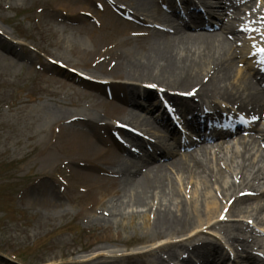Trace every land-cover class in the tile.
<instances>
[{"label":"bare ground","instance_id":"1","mask_svg":"<svg viewBox=\"0 0 264 264\" xmlns=\"http://www.w3.org/2000/svg\"><path fill=\"white\" fill-rule=\"evenodd\" d=\"M55 3L39 15L43 24L59 27L46 35L55 52L43 50L69 71L46 68L51 75L44 83L57 89L44 90L63 98L46 113L40 154L45 150L43 165L60 174L68 170L66 176L84 192L69 202L89 225L99 226L80 248L94 251L82 264H264V252L257 251L264 249L263 233L242 222L222 225L223 217L235 215L264 224V112L258 93L264 83V0ZM60 31L83 38L70 41ZM246 60L236 72L237 62ZM146 85L156 89L152 102ZM170 107L196 134H245L236 143V135L219 141L226 144L222 159L203 160L199 153L196 159L185 150L197 142L179 136ZM237 116L243 125L234 123ZM156 121L172 131V140L154 130ZM43 191L45 206L62 205L53 190L45 185ZM127 223L142 234L124 238ZM209 228L223 234L229 251L218 250L224 247L220 240L201 236ZM232 231H250L254 238ZM102 241L125 244L126 256L108 251L111 262H96L106 256Z\"/></svg>","mask_w":264,"mask_h":264},{"label":"rangeland","instance_id":"2","mask_svg":"<svg viewBox=\"0 0 264 264\" xmlns=\"http://www.w3.org/2000/svg\"><path fill=\"white\" fill-rule=\"evenodd\" d=\"M55 5V0H0V264H82L86 257L94 253L80 251V248L92 240L90 234L97 232L94 230L99 226L89 225L87 220L77 215L79 207L69 202V197L82 195L83 190L73 178L66 176L67 169L60 174L54 171L52 165H43L45 150L40 154L47 140L44 132L48 128L46 113H52L55 106H59L57 102L63 98L61 95L50 96L44 90L49 87L44 80L51 75L46 68L69 71L64 64L48 59L43 50L50 48L55 52L54 47L48 46L46 35L50 33L49 29L55 31L59 27L53 23L48 26L43 24L39 15L49 13ZM118 5L126 8L121 3ZM142 19L150 21L145 16ZM59 35L61 38L66 36L70 41L83 38L71 32L63 34L60 31ZM251 36L256 40L258 38L257 33ZM246 63L247 60L237 62L236 72L243 70ZM71 73L77 74L75 71ZM92 82L105 84L98 79ZM143 88L152 102L156 89L151 85ZM237 132L240 133L236 141L242 137V132ZM238 147L242 153L243 147ZM49 154L57 155L52 150ZM45 185L54 191L56 196L50 195L57 198L61 206L53 209L44 205ZM60 211L67 212V215L59 216ZM139 222L137 218V226ZM222 222V225L242 222L252 232L264 234V224L257 226L240 215L228 219L223 217ZM127 225V231L125 228L120 233L124 238L142 234L141 229L133 230L129 223ZM115 230L119 232L121 229L117 227ZM231 233L246 239L253 237L250 231ZM201 236L220 240L224 247L218 250L229 251L219 230L205 229ZM256 240L262 243V239ZM102 242H105L102 252L106 256L98 257L96 262H111L113 258L108 251L117 250V255L126 256L125 244ZM72 249L77 251L69 254ZM263 250L262 247L257 249L260 253ZM161 256L167 258L166 253Z\"/></svg>","mask_w":264,"mask_h":264}]
</instances>
